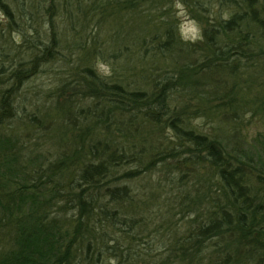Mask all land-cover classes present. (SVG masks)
Segmentation results:
<instances>
[{"label":"trees","instance_id":"16d2710c","mask_svg":"<svg viewBox=\"0 0 264 264\" xmlns=\"http://www.w3.org/2000/svg\"><path fill=\"white\" fill-rule=\"evenodd\" d=\"M161 1L0 0V138L9 137L5 125L24 122L22 95L38 115L26 127L47 140L56 132L58 147L38 167L13 153L18 173L0 180V229L11 235L0 264H264V134L256 149L243 145L254 117L264 125V0H216L194 43L169 22L143 27L138 13L110 43L98 37L109 13ZM106 57L115 60L110 76L95 68ZM51 69L64 75L48 94L32 81ZM55 94L62 121L52 124L41 108ZM8 143L0 139V154ZM171 162L182 174L170 196L190 223L163 217L171 240L161 231L166 257L154 259L138 246L156 191L144 197L121 182ZM199 194L202 205L192 203Z\"/></svg>","mask_w":264,"mask_h":264},{"label":"rangeland","instance_id":"374dc122","mask_svg":"<svg viewBox=\"0 0 264 264\" xmlns=\"http://www.w3.org/2000/svg\"><path fill=\"white\" fill-rule=\"evenodd\" d=\"M197 2L196 0H162L161 5H157L155 3H149L143 6V8H139L136 11L127 10L125 12H121V17L118 19H114L112 13L108 14V20L101 26V29L96 32L98 37L102 42L105 40L110 43L112 41V35L114 31L120 30V27H123V23L129 21V18L134 15V13L139 14L140 21H142V26L148 29H154L155 25L159 24H166L173 26L179 38L184 43H194L197 41H200L203 36V29L204 25L208 22V20H213L214 14L217 13L218 6L214 3L216 0H202L203 3L206 5V7H210V11L208 8L205 10H201V0ZM201 13H205L204 20H201ZM147 14V15H146ZM0 19L2 20V23L5 22L4 15L0 12ZM163 21V22H162ZM139 22V21H138ZM136 24H133V28H135ZM93 31V30H92ZM94 31L92 33H95ZM95 33V34H96ZM135 48V47H134ZM133 49V47H132ZM175 50V49H174ZM130 52V53H129ZM130 59L135 62L136 59V53L135 49L132 51H128ZM123 54H126L124 52ZM121 58V57H120ZM77 61V57H74ZM115 62L113 58H104L99 59L98 62L95 64V68L98 71V73L110 76L112 75V65ZM121 62V61H120ZM49 68V67H47ZM57 69H51L50 71L47 70V72L39 74L36 78L33 79L32 83H35V86H37V89H43L46 93L49 91L50 93L54 92V87L57 84L58 77L62 78L64 75V72L56 74ZM197 75V72L190 71L187 73L186 80L188 81L190 77H193ZM57 78V79H56ZM63 81V79H61ZM33 92V91H32ZM23 93V92H22ZM29 98L31 97V94L28 93ZM24 96L21 95V98L19 97L17 99V102L20 104V117L24 118V122L17 121L14 122L8 127L5 125V130L9 133V137H6V135L3 136L4 138H8L10 140V143L5 144L7 148L11 147V151L8 153L0 154V180L2 178L8 177L10 174L18 173V168L20 165L17 163V161L14 158L15 152L19 151L22 152L21 154L24 159L21 160L22 163H27L29 166H39L40 163L47 164L48 162H53L57 158L58 153V147L56 145V142L54 138L56 137L55 134L49 136H46L47 139H42L43 137L42 130H38L37 127L33 128H27V124L30 121L29 115L30 114H36V112H31L30 107L28 106V102L23 98ZM48 98V97H47ZM56 98L58 99V95L55 94L52 98L47 99L49 102L45 103L46 105H42L41 111L50 115L52 118L49 119V121L53 124L54 122L60 123L62 121V118H60L59 114L53 113V110H55L56 105L58 104L56 102ZM31 99V98H30ZM33 100V98H32ZM80 101V100H79ZM89 101V99H88ZM46 102L45 98L41 99V104ZM86 102V101H85ZM24 106L28 107V111ZM38 117V115L36 114ZM194 123L201 128V125L203 126L204 122L203 120L198 119L195 120ZM34 125H39V120H35L33 123ZM55 130V127H54ZM204 130H207V127L205 126ZM33 131H38L37 135L36 133H33ZM56 131V130H55ZM244 135L246 137V142L243 145H251L252 147L256 149L255 146L258 145V141L261 140L263 134H264V125L263 122L260 120L259 116H256L253 118V120L248 124V126L245 128ZM22 143L24 144L22 146ZM30 149L32 152L30 153ZM173 163L171 162V165H169V168L162 169L155 167L153 171L150 173H147L145 175H139L137 177L138 180H132L127 181L126 183L121 182L123 184H127L129 187H135L140 192V194H143V196H150L151 190L153 189L156 191L155 194L157 196L155 198H150L148 201L149 205V223L147 224L148 231L146 232V236L142 237L141 243L138 246V248H144L147 249L148 254H151V256H155L154 259H158L159 257H166V253H164V244L162 242V239L164 236H161L162 233L166 236L164 237V241H166L169 244L170 238H167L168 236H171L170 230L167 231L169 228L168 220H163V217H169L171 219V214L176 213L178 210V202L176 201V198H172L170 196L171 190L169 187H176L177 183H173L172 180L177 182L180 175L178 171H175V167L172 166ZM14 172V173H13ZM201 174V172H200ZM186 183L193 181V177L191 174H185V176L182 178ZM196 185L200 184L201 182L199 179H196ZM191 184L187 185L190 186ZM159 187H167L165 189L159 188ZM168 196L172 199L169 201L166 200ZM201 194H199V197L197 200H192V203H197L202 205L203 203L201 199ZM166 200V201H165ZM165 201V202H164ZM170 214V216H167ZM190 218V217H189ZM186 215H183L181 213H176L173 221H177L180 228L185 229V225L190 223L189 219ZM171 227V226H170ZM172 229V228H171ZM159 230L160 232L157 234H154V231ZM162 231V233H161ZM161 233V234H160ZM169 233V234H168ZM11 238L10 231L8 228H2L0 229V248L2 247L3 243L6 244ZM161 238V240H160ZM150 256V260H151ZM148 259V260H149ZM111 264V263H110Z\"/></svg>","mask_w":264,"mask_h":264}]
</instances>
